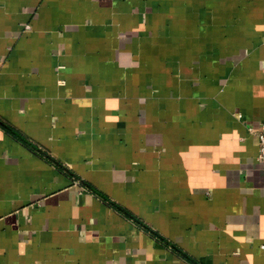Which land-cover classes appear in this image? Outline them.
Returning <instances> with one entry per match:
<instances>
[{"label":"crops","instance_id":"1","mask_svg":"<svg viewBox=\"0 0 264 264\" xmlns=\"http://www.w3.org/2000/svg\"><path fill=\"white\" fill-rule=\"evenodd\" d=\"M262 124L264 0H0V264H264Z\"/></svg>","mask_w":264,"mask_h":264},{"label":"built area","instance_id":"2","mask_svg":"<svg viewBox=\"0 0 264 264\" xmlns=\"http://www.w3.org/2000/svg\"><path fill=\"white\" fill-rule=\"evenodd\" d=\"M27 27H29V26H27ZM251 130L255 133V135L259 139V155H258V159L261 162L262 166L264 167V124H262L260 126V128L257 129V130H253L252 128H251Z\"/></svg>","mask_w":264,"mask_h":264}]
</instances>
